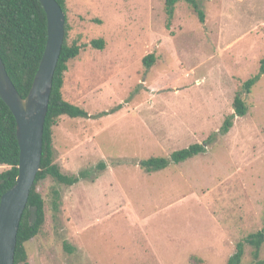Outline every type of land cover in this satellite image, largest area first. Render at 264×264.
I'll list each match as a JSON object with an SVG mask.
<instances>
[{"label":"rangeland","instance_id":"374dc122","mask_svg":"<svg viewBox=\"0 0 264 264\" xmlns=\"http://www.w3.org/2000/svg\"><path fill=\"white\" fill-rule=\"evenodd\" d=\"M65 5L67 43L81 48L61 92L90 116L58 118L54 162L70 175L92 170L72 186L38 183L45 222L26 244L29 264H227L264 230V73L243 95L246 115L220 132L260 70L264 0H204L203 22L179 2L169 26L163 0ZM97 38L103 49L90 45ZM193 143L206 152L140 166ZM240 264H264V244L256 254L244 242Z\"/></svg>","mask_w":264,"mask_h":264},{"label":"trees","instance_id":"16d2710c","mask_svg":"<svg viewBox=\"0 0 264 264\" xmlns=\"http://www.w3.org/2000/svg\"><path fill=\"white\" fill-rule=\"evenodd\" d=\"M66 12L65 0H56ZM204 0H163L167 14V25L173 17L175 6L179 2L188 4L198 15V19L204 21V11L201 4ZM67 18L65 15V36L60 56L53 76L52 90L49 98L48 111L43 130V147L40 169L30 190L26 207L23 211L17 231V242L14 254V264H29L27 242L38 235L45 222V200L37 190L40 181L50 179L55 183L72 186L80 179L88 176L89 170L84 169L78 174L63 173L57 163L54 162L52 128L57 124L60 116L71 118H87L89 113L82 107L70 103L62 96L64 73L67 64L75 58L81 45L75 41L67 43ZM47 40V18L43 6L39 0H0V56L4 62L7 73L18 93L25 97L31 87L34 75L37 71ZM90 45L96 49H103V38L92 39ZM155 61L153 54L143 58V63L150 67ZM264 73V58L261 60L260 70L257 74L248 78L236 93L233 100L234 112L227 116L220 128L221 133H227L233 126L236 116H244L248 106L243 95L251 92L252 85ZM206 152V144L193 143L188 147L175 150L168 157L149 156L140 162L141 168L152 171L159 170L169 162L180 163L198 154ZM19 146L16 137V122L9 107L0 97V165L6 166L0 171V197L13 186L18 173ZM104 163L100 162L96 168L102 170ZM95 168V169H96ZM94 169V170H95ZM58 191L52 189L54 197ZM53 208H56V198L52 197ZM248 243L258 253L264 244V230L251 233L237 243V252L227 264H240L243 254V244Z\"/></svg>","mask_w":264,"mask_h":264},{"label":"water","instance_id":"95a60500","mask_svg":"<svg viewBox=\"0 0 264 264\" xmlns=\"http://www.w3.org/2000/svg\"><path fill=\"white\" fill-rule=\"evenodd\" d=\"M47 18V40L25 97L16 90L0 56V97L16 122L19 146L15 183L0 197V264H14L17 231L40 169L43 130L53 76L65 36V12L56 0H39Z\"/></svg>","mask_w":264,"mask_h":264},{"label":"crops","instance_id":"0c3cea01","mask_svg":"<svg viewBox=\"0 0 264 264\" xmlns=\"http://www.w3.org/2000/svg\"><path fill=\"white\" fill-rule=\"evenodd\" d=\"M1 166H2V165H1ZM4 168H6V167H4ZM4 168H3V169H4Z\"/></svg>","mask_w":264,"mask_h":264}]
</instances>
